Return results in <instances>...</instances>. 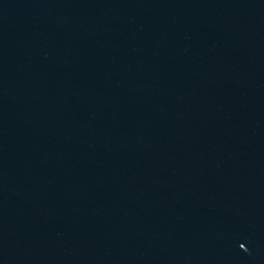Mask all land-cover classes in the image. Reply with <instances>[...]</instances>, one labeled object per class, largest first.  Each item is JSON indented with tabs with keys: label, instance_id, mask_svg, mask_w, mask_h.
Returning a JSON list of instances; mask_svg holds the SVG:
<instances>
[{
	"label": "water",
	"instance_id": "95a60500",
	"mask_svg": "<svg viewBox=\"0 0 264 264\" xmlns=\"http://www.w3.org/2000/svg\"><path fill=\"white\" fill-rule=\"evenodd\" d=\"M0 264H264V0H0Z\"/></svg>",
	"mask_w": 264,
	"mask_h": 264
}]
</instances>
